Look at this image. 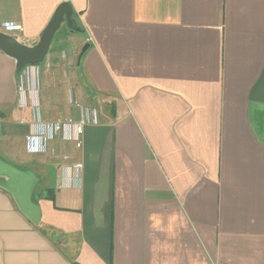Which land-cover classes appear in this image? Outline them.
I'll return each instance as SVG.
<instances>
[{"label": "crops", "instance_id": "0c3cea01", "mask_svg": "<svg viewBox=\"0 0 264 264\" xmlns=\"http://www.w3.org/2000/svg\"><path fill=\"white\" fill-rule=\"evenodd\" d=\"M64 2L42 116L98 123L27 153L0 52V264H264V0H0V32Z\"/></svg>", "mask_w": 264, "mask_h": 264}, {"label": "built area", "instance_id": "2783aa9c", "mask_svg": "<svg viewBox=\"0 0 264 264\" xmlns=\"http://www.w3.org/2000/svg\"><path fill=\"white\" fill-rule=\"evenodd\" d=\"M5 32H22L23 28L15 23H2ZM40 69L38 64L26 65L18 73V97L19 108H28L32 119L29 124V132L25 137V149L29 154H42L47 151L48 143L57 137L64 141L73 142L77 147L81 146V136L84 127L98 123V115L95 109L82 107L78 104L79 118L46 121L42 116L40 99ZM82 168L81 164H73L70 170L77 174Z\"/></svg>", "mask_w": 264, "mask_h": 264}, {"label": "water", "instance_id": "95a60500", "mask_svg": "<svg viewBox=\"0 0 264 264\" xmlns=\"http://www.w3.org/2000/svg\"><path fill=\"white\" fill-rule=\"evenodd\" d=\"M73 10L67 2L61 3L38 40L30 46L19 42L16 37L0 32V52L15 61V72L19 73L26 65L41 64L48 53L52 39L58 30L62 20L71 21ZM88 45H84L79 54V59L86 51Z\"/></svg>", "mask_w": 264, "mask_h": 264}, {"label": "trees", "instance_id": "16d2710c", "mask_svg": "<svg viewBox=\"0 0 264 264\" xmlns=\"http://www.w3.org/2000/svg\"><path fill=\"white\" fill-rule=\"evenodd\" d=\"M72 28L74 29L75 27L74 26H72ZM39 65V64H38Z\"/></svg>", "mask_w": 264, "mask_h": 264}]
</instances>
